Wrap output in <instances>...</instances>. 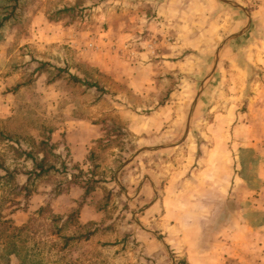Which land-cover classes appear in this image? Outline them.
I'll return each instance as SVG.
<instances>
[{
	"label": "rangeland",
	"instance_id": "1",
	"mask_svg": "<svg viewBox=\"0 0 264 264\" xmlns=\"http://www.w3.org/2000/svg\"><path fill=\"white\" fill-rule=\"evenodd\" d=\"M143 1L134 6V0H0V264H93L78 257L83 242L72 239L70 246L65 245L68 238L93 226L67 224L54 234L52 229L62 221L55 222L49 212H37L49 197L93 176L101 180L102 173L113 179L117 169L129 166L134 159L125 162L140 153L151 159L146 168L155 170L191 148L199 159L201 148L220 142L221 136L224 139L214 128L230 126L216 119L217 114L249 115L264 109L260 97L264 72L256 67L250 68L246 85L231 82L226 71H216L215 56L209 69L161 73V35L155 31L160 19L151 3ZM234 3L228 6L245 18L255 5L247 0ZM143 12L147 19L140 18ZM132 73L140 78L138 89L125 80ZM177 96L187 101L180 123H174L179 135H137L129 128L131 121L129 127L123 121L127 109L147 116L164 100ZM78 118L105 130L96 150L99 168H81L68 159L69 147H64L61 135L69 121ZM44 140L53 145L47 163L55 167L47 175L27 180L26 171L34 167L27 154L39 160ZM169 145L174 148L164 153ZM111 153L115 160L109 173L106 162ZM237 153L233 150L230 158L237 160ZM242 157L250 160L253 151L243 150ZM7 169L15 176H6ZM250 172L247 167L246 173ZM124 204L116 201L114 205L120 207L115 210L110 202L105 219L116 217L115 225L107 223L98 235H109L101 240L111 242L122 238L121 243L133 249L137 243L127 220L135 222L133 214L122 215ZM101 243L93 241L84 248L99 254L102 246L101 256L114 252V244Z\"/></svg>",
	"mask_w": 264,
	"mask_h": 264
},
{
	"label": "crops",
	"instance_id": "2",
	"mask_svg": "<svg viewBox=\"0 0 264 264\" xmlns=\"http://www.w3.org/2000/svg\"><path fill=\"white\" fill-rule=\"evenodd\" d=\"M142 1L134 0L133 5H141ZM145 1L151 3L160 19L155 31L161 35V73L176 75L183 70L209 69L208 63L219 48L216 71H226L231 82L246 85L251 67L264 72V3L251 9L250 22V17L228 6V1L243 0ZM140 16L147 19L144 12ZM238 33L241 34L227 40ZM195 57L196 62L192 61ZM125 80L138 89V75H126ZM260 84L264 90V78ZM262 95L264 91L261 98ZM184 102L187 101L180 96L169 98L147 116L127 109L123 121L127 126L131 121L128 127L137 135L176 136L180 129L174 123H180ZM215 117L230 126L214 128L224 139L218 137L220 142L206 150L201 148L199 159L191 148L188 154L155 170L146 168L151 159L140 153L129 166L117 169L113 179L102 173L99 185L84 198L85 187L80 184L49 197L45 204L54 214L63 216V230L67 224L76 228L93 226L89 237L77 233L65 245L70 246L72 239L83 242L78 257L93 264H264V109L249 115L227 111ZM237 117L238 125L233 130ZM104 132L93 121H69L61 135L64 147H69V161L81 168H99L96 150ZM166 148L164 153L174 146ZM233 150L239 153L237 160L230 158ZM243 150L253 151V157L241 158ZM109 155L111 159L106 163H110V173L115 157ZM247 167L251 174L246 173ZM116 201L125 203L123 216L133 214L135 223L127 220L137 243L133 249L121 243L122 238L111 242L101 240L109 235H98L107 223L115 225L116 217L106 221L105 216L110 202L115 210L120 207L114 205ZM77 209L76 218L65 224ZM93 241L114 244L113 255L101 256L102 246L99 254L89 253L84 247Z\"/></svg>",
	"mask_w": 264,
	"mask_h": 264
},
{
	"label": "trees",
	"instance_id": "3",
	"mask_svg": "<svg viewBox=\"0 0 264 264\" xmlns=\"http://www.w3.org/2000/svg\"><path fill=\"white\" fill-rule=\"evenodd\" d=\"M72 78L75 81L81 80L77 76H73ZM49 145H50V143L48 142V140H44L41 142V146H42L41 151L44 152V155L39 160L36 159L35 156H32L31 152H28L27 156H31L34 160V167L32 169L26 171V173L28 174L27 180H29L33 175H35V177L47 175L55 167L53 164L47 163L48 152H50L53 148V145H50V146ZM46 146H49V147H46ZM54 155L57 157H60V154H58V153L57 154L54 153ZM6 171H7L6 176H8V177H11V176L14 177L15 176L8 169ZM99 182L100 181L97 180L94 176H93V178H88L87 181H84V182L81 181L80 184L85 187V193L83 195V198L88 196L96 188V186L99 185ZM60 192H61L60 190L57 191V193H60ZM37 212L39 214H44V212H47V213L49 212L48 214H51L53 216L55 222H58V221L63 222V216L54 214L49 204H45L44 206H41ZM77 212H78V209L75 210L71 215H69L67 222L65 224H67L70 219L76 218ZM63 227H64V224H62L61 226H56V227H54V229H52V232L54 234H60L63 231ZM90 234H92V233L87 232L84 235H85V237H89Z\"/></svg>",
	"mask_w": 264,
	"mask_h": 264
},
{
	"label": "water",
	"instance_id": "4",
	"mask_svg": "<svg viewBox=\"0 0 264 264\" xmlns=\"http://www.w3.org/2000/svg\"><path fill=\"white\" fill-rule=\"evenodd\" d=\"M226 1H228V0H226ZM228 2L235 4L234 2H231V1H228ZM239 7L243 8L244 10L247 11V9H246L244 6H240V5H239ZM248 15H249V17H250V14H249V13H248ZM250 22H251V17H250ZM240 34H241V33L234 34V35L230 36L227 40H229L230 38H233V37H235V36H238V35H240ZM227 40H225V42H226ZM225 42H224V43H225ZM220 49H221V48H219V50H218V52L216 53V56H215V57H217V58H216V60H215V67H214V69L216 68L217 63H218V57H219V51H220ZM190 118H191V115H190ZM188 129H189V128H187V130H188ZM187 132H188V131H187ZM143 149H144V148H143ZM143 149H141V150H143ZM141 150L137 151L136 154H138L139 152H141ZM134 158H135V155L132 156V157H131L129 160H127L125 163H128V162L132 161ZM125 163H124V165H125ZM122 166H123V165H122Z\"/></svg>",
	"mask_w": 264,
	"mask_h": 264
},
{
	"label": "built area",
	"instance_id": "5",
	"mask_svg": "<svg viewBox=\"0 0 264 264\" xmlns=\"http://www.w3.org/2000/svg\"><path fill=\"white\" fill-rule=\"evenodd\" d=\"M253 4L257 5V4H261L264 3V0H250Z\"/></svg>",
	"mask_w": 264,
	"mask_h": 264
}]
</instances>
